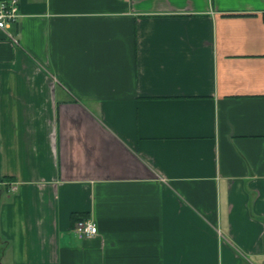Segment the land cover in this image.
I'll list each match as a JSON object with an SVG mask.
<instances>
[{
    "label": "crops",
    "instance_id": "0c3cea01",
    "mask_svg": "<svg viewBox=\"0 0 264 264\" xmlns=\"http://www.w3.org/2000/svg\"><path fill=\"white\" fill-rule=\"evenodd\" d=\"M17 2L0 264H264V0Z\"/></svg>",
    "mask_w": 264,
    "mask_h": 264
},
{
    "label": "built area",
    "instance_id": "2783aa9c",
    "mask_svg": "<svg viewBox=\"0 0 264 264\" xmlns=\"http://www.w3.org/2000/svg\"><path fill=\"white\" fill-rule=\"evenodd\" d=\"M21 17L17 0L0 3V30H6ZM74 230L80 238L89 239L98 235V228L91 220L77 221Z\"/></svg>",
    "mask_w": 264,
    "mask_h": 264
},
{
    "label": "trees",
    "instance_id": "16d2710c",
    "mask_svg": "<svg viewBox=\"0 0 264 264\" xmlns=\"http://www.w3.org/2000/svg\"><path fill=\"white\" fill-rule=\"evenodd\" d=\"M73 219H74V222H77V221H80V220H87V218L78 217V216H75Z\"/></svg>",
    "mask_w": 264,
    "mask_h": 264
}]
</instances>
